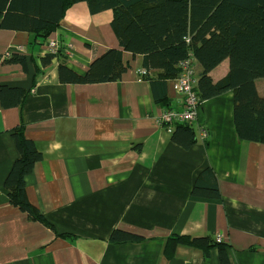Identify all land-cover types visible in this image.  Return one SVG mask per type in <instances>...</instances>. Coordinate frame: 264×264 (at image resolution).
<instances>
[{"label":"crops","instance_id":"1","mask_svg":"<svg viewBox=\"0 0 264 264\" xmlns=\"http://www.w3.org/2000/svg\"><path fill=\"white\" fill-rule=\"evenodd\" d=\"M110 20V11L91 15L79 2L48 38L56 40L66 66L82 75L95 58L120 49ZM46 44L0 29V85L28 91L21 112L0 104V264H222L218 249L203 258L183 245L167 259L164 243L172 234L219 238L227 264H264V145L237 138L233 93L202 103L196 142L185 150L156 121L165 108L178 106L179 95L165 91L168 106L157 104L138 77L137 58L123 52L127 70L118 82L61 84L58 58L41 66ZM12 55L26 57L27 71L4 62ZM227 73L225 60L210 72L211 80ZM256 87L263 95L262 79ZM20 116L25 138L42 155L25 177V195L54 230L30 221L4 188L18 155L11 129ZM198 126L207 129L206 143ZM206 167L213 169L224 203L191 197L193 181ZM114 230L145 241L111 243ZM55 232L76 238L63 240Z\"/></svg>","mask_w":264,"mask_h":264},{"label":"trees","instance_id":"2","mask_svg":"<svg viewBox=\"0 0 264 264\" xmlns=\"http://www.w3.org/2000/svg\"><path fill=\"white\" fill-rule=\"evenodd\" d=\"M79 2L87 5L91 15L111 12L110 27L121 49L104 52L82 75L66 66L60 49L57 55L47 52L40 60L41 66L46 67L58 58L57 77L61 84L118 82L127 70L122 54L128 52L139 60L144 73L138 77L149 84L154 101L168 106L166 82L182 75L183 64L188 62L195 80L192 91L199 103L233 93L237 138L264 145V94L256 87V81L264 79V0H0V29L26 32L33 42L42 44L59 29L67 10ZM225 60L228 61L226 77L213 83L210 72ZM4 62L19 64L27 71L25 56L12 55ZM31 62L34 64L33 59ZM35 68V73L40 72L39 67ZM27 95L26 89L0 85L3 108L16 107L21 112ZM191 124L175 126L171 135V141L185 150L196 142L197 124ZM25 125L20 116L19 123L11 129L18 155L4 188L10 203L25 212L30 221L54 230L25 195V177L42 159L34 143L25 138ZM190 195L194 199L224 203L209 167L196 176ZM55 236L67 241L76 238L68 233L55 232ZM109 241L124 244L145 240L133 233L114 230ZM178 245L200 251L203 258L218 249L221 263L227 264L226 244L212 236L170 235L164 243L167 259L173 258Z\"/></svg>","mask_w":264,"mask_h":264},{"label":"built area","instance_id":"3","mask_svg":"<svg viewBox=\"0 0 264 264\" xmlns=\"http://www.w3.org/2000/svg\"><path fill=\"white\" fill-rule=\"evenodd\" d=\"M47 47H48V52L51 54L56 55L59 51V47H58V44H57L55 39L48 38L47 39ZM183 65L185 67L183 74L182 75L180 74V76L177 77L175 80H179L182 78L185 81V82L179 81L177 83L178 87L180 88L179 90L182 92L180 94H183V93L185 94V95H183L184 100L188 97V99L185 100V102H182L181 104L179 103L181 108H180V110H177V112L179 114H181L184 118H182V116H180L178 114L167 113L166 112L167 110H165L161 113L160 122L168 123L170 125H175V124L192 125L191 119H188L186 117H189L190 113L195 112V109H194L195 104L194 105L192 104V101L189 99V94H188L189 89H190V92L195 94L192 91V86H193V83L195 84V80L192 79V75H193L192 69H188L189 68L188 62L184 63ZM191 72H192V74H191ZM188 78H190V80L188 81V83H186ZM178 87L176 89H174V91L178 90ZM196 97H197V95H196ZM197 103H199L198 100H197ZM200 104L201 103H199V106H200ZM199 106H198V108H199ZM198 108L196 111H198ZM168 111H173V109H170ZM203 133H204V136L207 137L206 131H204ZM216 241L219 242L220 241L219 238H217Z\"/></svg>","mask_w":264,"mask_h":264},{"label":"rangeland","instance_id":"4","mask_svg":"<svg viewBox=\"0 0 264 264\" xmlns=\"http://www.w3.org/2000/svg\"><path fill=\"white\" fill-rule=\"evenodd\" d=\"M114 49V48H113ZM121 49V48H120ZM132 56V55H131ZM122 61H124L123 60V55H122ZM124 63V62H123ZM137 72H138V74H142V73H144V70L140 67V65H139V67H138V69H137ZM192 72H193V70H192ZM192 72H191V74H192ZM123 76V75H122ZM196 77H198V75H197V73H196ZM209 77L211 78V76H210V74H209ZM226 77V76H225ZM224 77V78H225ZM122 78V77H121ZM223 78V79H224ZM140 79V78H139ZM222 79V80H223ZM190 80V78H188V80H187V82L186 83H188V81ZM179 81H183V82H185L182 78L181 79H179V80H175L174 78L173 79H171V80H168L167 82H166V86H165V91L167 92V93H172V97H174V95L173 94H175V95H179L180 93H182L179 89V87H178V85H177V83L179 82ZM221 81V80H220ZM263 81V83H264V79L262 80ZM219 82V81H218ZM185 83V84H186ZM213 83H217V82H213ZM259 84H261V82H259ZM178 87V90H176V91H174V89H176ZM189 99L192 101V104L194 105L195 104V106H194V109H195V112H192V113H190V116L189 117H186V118H188V119H191V122H195L197 125H198V114H199V109L200 108H198V106H199V103H197V97H196V95L195 94H193L192 92H190V89H189ZM183 95H185L184 93L183 94H180L179 95V97H178V100H177V104H178V108L177 107H172V108H170V109H173V111H168V110H170V109H164V110H167L166 112L167 113H170V114H178V115H180V116H182L181 114H179L178 112H177V110H180V104L182 103V102H185V100H187L188 99V97L184 100V96ZM168 101L170 100V98H169V96H168ZM180 103V104H179ZM197 103V104H196ZM203 103V102H202ZM201 103V104H202ZM197 108H198V111H196L197 110ZM196 113V114H195ZM182 118H184L183 116H182ZM160 120H161V113L157 116V118H156V121H157V124L161 127V128H163V129H165L168 133H170L171 135H172V132H170V126H177V125H182V124H175V125H170V124H168V123H164V122H160ZM162 125V126H161ZM163 126H165V127H163ZM198 138L200 139V140H202L203 142H207L208 141V139H207V137H205L204 136V131H206V133H207V136H208V132H207V129H205L204 127H201V126H198ZM171 139V138H170ZM207 140V141H206ZM240 141H242V140H240ZM175 144V143H174ZM205 169V168H204ZM203 169V170H204ZM211 169V168H210ZM212 171H213V169H211ZM202 171V170H201ZM200 171V172H201ZM199 172V173H200ZM198 173V174H199ZM213 173H214V171H213ZM197 174V175H198ZM215 175V174H214ZM195 180V179H194ZM194 182V181H193ZM193 185V184H192ZM216 239V238H215ZM217 240V239H216Z\"/></svg>","mask_w":264,"mask_h":264},{"label":"clouds","instance_id":"5","mask_svg":"<svg viewBox=\"0 0 264 264\" xmlns=\"http://www.w3.org/2000/svg\"><path fill=\"white\" fill-rule=\"evenodd\" d=\"M46 41H47V40H46ZM46 49H47V52H48V47H47ZM58 52H59V51H58ZM57 54H58V53H57ZM57 54H56V55H57ZM51 55H54V54H51Z\"/></svg>","mask_w":264,"mask_h":264}]
</instances>
